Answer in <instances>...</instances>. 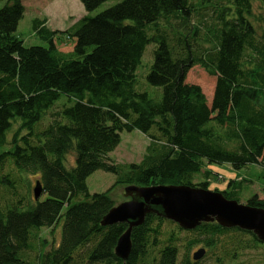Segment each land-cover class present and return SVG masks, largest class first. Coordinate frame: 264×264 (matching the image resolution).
I'll use <instances>...</instances> for the list:
<instances>
[{
    "label": "trees",
    "instance_id": "obj_1",
    "mask_svg": "<svg viewBox=\"0 0 264 264\" xmlns=\"http://www.w3.org/2000/svg\"><path fill=\"white\" fill-rule=\"evenodd\" d=\"M1 1L0 171L6 163L10 170L0 176V264H202L190 256L199 245L218 251L214 264H230L240 250L264 247L250 232L210 222L187 231L193 237L180 250L173 231L162 230L172 222L148 214L132 229L130 254L121 261L114 249L127 226L101 225L116 205L114 186L208 190L206 181L193 184L197 175L208 179L207 165L264 170V0L256 16V0H123L64 31L34 19L33 32L46 47H24L15 36L23 0ZM79 1L91 12L108 0ZM60 37L72 42L71 52L57 49ZM149 44L145 80L161 89L159 100L136 90ZM194 66L215 77L210 105L200 87L185 83ZM62 96L70 104L51 111L49 124L35 131ZM134 130L150 141L145 154L138 163L115 164L108 155L120 133ZM96 171L116 181L90 194L86 180ZM26 175L40 184L38 200ZM240 188L230 181L220 193L239 202ZM246 205L264 209V198L253 195ZM62 218L59 243L41 250L39 231Z\"/></svg>",
    "mask_w": 264,
    "mask_h": 264
},
{
    "label": "rangeland",
    "instance_id": "obj_2",
    "mask_svg": "<svg viewBox=\"0 0 264 264\" xmlns=\"http://www.w3.org/2000/svg\"><path fill=\"white\" fill-rule=\"evenodd\" d=\"M123 0H108L98 6L91 12H86L79 0H23L24 14L19 21L15 36L22 41L24 47L41 46L46 47V44L42 42L33 32L32 21L34 19H46L47 28L49 30L64 31L67 28L73 26L76 22L82 18H93L102 11L122 2ZM4 1L0 2V8L4 6ZM259 0L253 2V13L258 15L259 13ZM60 41L57 43V49L62 53H69L72 51V42L65 38L60 37ZM154 45L149 44L140 60V64L136 69V75L138 80L137 91L146 92L151 98L159 100L161 98V89L152 87L146 83L145 77L148 74L153 61ZM185 83L196 85L200 87L203 92L207 104L210 105L212 98L215 77L207 73L200 66H194L188 70ZM67 102V98H62L55 103L54 107L47 111V114L41 119L40 123L35 126V131H40L45 128L50 122V113L57 111L61 104ZM18 122H15L6 134L7 141L10 140L13 132L18 128ZM27 131H23L22 135ZM149 139L137 130L127 132L122 131L120 133V143L111 152L108 157L115 164L124 165L129 163H138L145 154L146 147L149 145ZM7 147H4V149ZM66 165L74 166V154L69 153L66 157ZM10 167L8 163L0 171V176L9 172ZM206 170L209 172L208 179L204 174L197 175L193 180V184L198 185L201 182H208V190L222 192L227 189V184L230 181L240 182V193L238 194V200L240 204H246V201L253 195H256L258 199L264 198V170L257 165H249L241 170H234L228 164H211L206 166ZM13 176L17 174L12 171ZM26 180L29 181L30 190L34 187L35 178L26 175ZM116 176L104 171H96L90 175L86 180L88 192L103 193L114 186ZM25 188V187H24ZM198 188V187H197ZM111 197L115 204H119L126 200L124 197V187L114 186L111 191ZM64 213V211H62ZM63 218L52 229L41 228L39 231V242L44 241V248L41 250L47 251L53 246H57L61 237ZM177 225L172 223H164L162 225L163 231H173L175 237L178 239L177 243L180 246V250H183L185 242L193 237L192 234L182 230H177ZM202 246H195L190 251V256ZM205 254L200 259L202 264H214L213 260L218 251L208 253L205 249ZM230 264H264V247L258 246L257 248L242 249L238 253L237 260Z\"/></svg>",
    "mask_w": 264,
    "mask_h": 264
},
{
    "label": "water",
    "instance_id": "obj_3",
    "mask_svg": "<svg viewBox=\"0 0 264 264\" xmlns=\"http://www.w3.org/2000/svg\"><path fill=\"white\" fill-rule=\"evenodd\" d=\"M32 194L34 200L40 197L38 182ZM124 197L126 200L112 207L101 221L102 226H127L114 249L121 261L130 254L132 229L142 225L148 214L170 221L184 231L215 222L225 229L250 232L264 245V209L226 199L220 192L183 185L127 186ZM204 254L205 249L199 248L192 254L193 261H199Z\"/></svg>",
    "mask_w": 264,
    "mask_h": 264
},
{
    "label": "crops",
    "instance_id": "obj_4",
    "mask_svg": "<svg viewBox=\"0 0 264 264\" xmlns=\"http://www.w3.org/2000/svg\"><path fill=\"white\" fill-rule=\"evenodd\" d=\"M46 26H47V23H46Z\"/></svg>",
    "mask_w": 264,
    "mask_h": 264
}]
</instances>
